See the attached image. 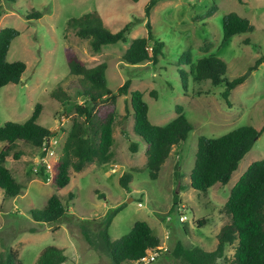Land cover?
<instances>
[{
    "label": "rangeland",
    "instance_id": "obj_1",
    "mask_svg": "<svg viewBox=\"0 0 264 264\" xmlns=\"http://www.w3.org/2000/svg\"><path fill=\"white\" fill-rule=\"evenodd\" d=\"M145 2L0 0V27L18 30L9 43L6 59L25 63L19 81L0 87V124L6 120L23 121L39 102L37 123L52 128V135L62 144L75 116L72 104L82 100L78 94L80 75L70 73L67 63V51H72L85 66L104 61L106 86L111 90L129 78V89L142 92L151 123H166L175 115V104H179L192 125L185 139L171 146L157 176L150 178L145 166V143L132 131L127 95H118L112 105L100 103L96 106L98 114L109 109L114 112L111 158L101 164L86 162L78 171L69 166V181L59 188H55L52 178L46 180L38 169L33 170L37 146L17 140L16 148L22 153L18 157L9 154L3 161L20 185V192L7 197L0 189V255L10 248L21 264H36L40 249L53 244L63 248L66 258L62 264H113L99 244L98 231L105 213L118 205L120 208L107 226L110 239L118 238L134 220L140 219L149 224L159 244L166 246V251L148 264L170 262L168 250L176 240L204 249L215 246V233L229 220L223 206L229 188L249 162L264 157V130L225 183L214 182L206 191L197 193L187 183L188 174L199 135L218 136L242 124L258 127L264 122V0H156L148 18L153 37L163 42L157 62L129 64L121 55L131 38L145 34ZM30 9L38 11L39 17L25 18ZM91 10L97 11L110 31L131 22L125 39L93 51L88 39L77 36L66 23L69 17ZM228 11L247 18L252 28L221 43V18ZM184 51L189 52V62L180 57ZM212 53L224 60L226 78L243 74L242 81L229 91V103L220 95L223 81H196L189 71L199 57ZM256 58L259 62L254 64ZM55 88L68 94L72 103L67 105L53 97L51 91ZM130 141L136 142L135 151H129ZM176 161L177 178L173 173ZM122 171L131 172L126 187L118 183ZM178 183L184 185L180 190ZM176 190L178 202L172 206ZM68 192L72 194L69 199ZM51 193L62 201L64 214L53 223L32 221L28 210L42 208ZM179 214L183 220H179ZM201 218L204 222L198 225ZM84 233L94 245L87 242ZM234 245L235 241L226 243L223 255L214 264H226Z\"/></svg>",
    "mask_w": 264,
    "mask_h": 264
},
{
    "label": "trees",
    "instance_id": "obj_2",
    "mask_svg": "<svg viewBox=\"0 0 264 264\" xmlns=\"http://www.w3.org/2000/svg\"><path fill=\"white\" fill-rule=\"evenodd\" d=\"M155 1L146 0L143 5L145 34L130 39L121 55L126 63L134 64L145 60L157 62V55L163 42L153 37L148 18ZM39 15L38 11L30 9L26 12L25 18H37ZM66 23L77 36L88 39L93 51H99L103 44L124 40L132 24L126 22L117 30L110 31L104 26L96 10L71 16ZM251 28L252 24L247 18L234 11H228L221 18V43L233 34L249 31ZM17 34L18 30L12 26L0 27V87L6 83L19 81L25 68L22 60L6 59L9 43ZM247 40L246 37L243 38L244 42ZM180 57L189 62V52L184 51ZM258 62L259 58H256L254 64ZM67 63L70 73L80 75L78 94L82 100L72 104L75 116L72 117L62 141L60 156L54 163L52 183L55 188L62 187L69 181V166L78 171L86 162L95 161L101 164L110 160L114 112L109 109L98 114L96 106L100 103L112 105L120 94L127 95L128 109L132 116V131L145 143V166L148 176L155 178L171 146L185 139L192 128L191 123L183 115L181 106L175 104V115L166 123H151L147 118V104L142 98V92L138 89H129V78L124 79L115 90H111L106 86L104 61L85 66L72 51H67ZM225 68L224 60L212 53L199 57L190 65L189 71L196 81L208 79L211 84L223 81L224 87L220 95L229 103L227 99L229 91L242 81L243 74L228 79L224 76ZM51 95L67 105L72 103L69 95L59 88L53 89ZM40 109L41 104L36 102L29 116L23 121L6 120L0 124V141H4L0 147V189L4 196H15L20 192V185L9 168L3 164L5 156L11 154L18 157L22 153V150L16 148V141L21 140L38 146L45 137L53 134L50 128L37 123ZM263 130L264 122L258 127L242 124L218 136L199 135L188 174L187 183L190 188L198 193L206 191L214 182L225 183L239 159ZM136 147V142H129V151H135ZM177 165L176 161L173 171L175 178L178 177ZM130 178V171H122L118 176V183L126 187ZM183 187L184 185L178 183V190ZM178 190L172 193V206H176L178 202ZM71 197L72 194L68 192L67 198ZM223 206L229 220L219 226L212 249H204L197 245L185 246L176 240L168 250L171 261L155 264H214L215 260L223 255L224 245L233 241L235 245L232 256L226 264H264V157L248 163L229 188ZM119 208V205L114 206L105 213L102 227L98 231L99 244L113 264L137 259L144 253L145 248L159 244L158 236L152 232L149 224L140 219L134 220L127 232L116 239H110L107 226ZM63 214L64 205L55 193L47 196L42 208L30 209L27 212L32 221L39 223H53ZM203 222L202 218L197 220L198 225H202ZM84 237L88 243L94 245L88 234L84 233ZM65 258L62 247L47 244L37 253L35 263L62 264ZM0 264L21 262L14 250L6 248L0 255Z\"/></svg>",
    "mask_w": 264,
    "mask_h": 264
},
{
    "label": "built area",
    "instance_id": "obj_3",
    "mask_svg": "<svg viewBox=\"0 0 264 264\" xmlns=\"http://www.w3.org/2000/svg\"><path fill=\"white\" fill-rule=\"evenodd\" d=\"M38 152L36 156L35 165L32 166L33 170L38 169L41 175L49 180L53 176L54 163L59 157L61 149V142L52 134L45 137L40 145L37 146ZM114 170V168H112ZM140 205V201H137ZM179 220H183L184 216L179 214ZM163 251H166V246L158 244L153 247L144 249V253L137 259L128 261V264H148L154 261Z\"/></svg>",
    "mask_w": 264,
    "mask_h": 264
},
{
    "label": "crops",
    "instance_id": "obj_4",
    "mask_svg": "<svg viewBox=\"0 0 264 264\" xmlns=\"http://www.w3.org/2000/svg\"><path fill=\"white\" fill-rule=\"evenodd\" d=\"M38 117V116H37ZM36 121H37V119H36ZM51 130H53L52 128H51ZM3 144H4V141H3ZM175 146V145H174ZM188 181V180H187ZM159 239V238H158Z\"/></svg>",
    "mask_w": 264,
    "mask_h": 264
},
{
    "label": "water",
    "instance_id": "obj_5",
    "mask_svg": "<svg viewBox=\"0 0 264 264\" xmlns=\"http://www.w3.org/2000/svg\"><path fill=\"white\" fill-rule=\"evenodd\" d=\"M130 198H128V200H129Z\"/></svg>",
    "mask_w": 264,
    "mask_h": 264
}]
</instances>
